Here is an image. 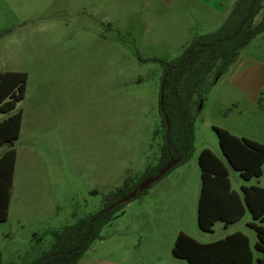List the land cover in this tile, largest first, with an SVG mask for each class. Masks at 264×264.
<instances>
[{
    "label": "rangeland",
    "instance_id": "obj_1",
    "mask_svg": "<svg viewBox=\"0 0 264 264\" xmlns=\"http://www.w3.org/2000/svg\"><path fill=\"white\" fill-rule=\"evenodd\" d=\"M188 16L190 37L210 31L196 11ZM187 41L158 0H0V70L29 74L13 110L24 118L9 217L0 221L3 264L33 262L50 249L51 231L96 213L127 176L139 180L158 160L162 60L180 56ZM212 81L196 116L192 158L130 201L78 264H189L172 251L180 229L202 242L242 230L261 256L249 209L240 221L205 231L198 206L205 147L227 162L237 190L264 187V171L247 180L228 163L215 129L264 141V31Z\"/></svg>",
    "mask_w": 264,
    "mask_h": 264
},
{
    "label": "trees",
    "instance_id": "obj_2",
    "mask_svg": "<svg viewBox=\"0 0 264 264\" xmlns=\"http://www.w3.org/2000/svg\"><path fill=\"white\" fill-rule=\"evenodd\" d=\"M263 31L264 0H236L219 28L194 35L180 56L162 60L160 108L164 132L158 160L146 165L139 180L127 176L123 184L105 197L104 207L96 213L78 217L74 223L51 231L50 249L30 264H78L102 237L103 228L124 212L134 198L116 203L119 199L137 188L145 178L157 175L171 160L181 158L166 174L188 162L195 151L196 116L203 107L205 91L214 82L212 75L226 72L240 51ZM28 78L26 71L0 70V113L8 114L0 119V148L6 146L0 153V221L9 217L17 162L15 143L20 137L23 119L22 110H13L25 98ZM215 129L228 163L239 170L244 179L262 176L264 143L238 136L223 127L215 126ZM199 163L202 171L198 206L200 227L213 231L217 221H223L227 227L241 220L249 209L253 220L248 225L257 233L255 248L261 256L255 259L249 236L243 231L211 242L199 241L180 231L173 247L174 255L187 259L190 264H264V187L242 185V193L233 189L227 162L208 147L201 150ZM148 189L139 191L135 198L146 194ZM0 264H3L1 250Z\"/></svg>",
    "mask_w": 264,
    "mask_h": 264
},
{
    "label": "crops",
    "instance_id": "obj_3",
    "mask_svg": "<svg viewBox=\"0 0 264 264\" xmlns=\"http://www.w3.org/2000/svg\"><path fill=\"white\" fill-rule=\"evenodd\" d=\"M235 1L236 0H158V2L161 5H163L165 7V9L168 11V20H169V24H170L171 29L174 30V32H177V33L179 32V30H181L182 33L185 35V38H187V40H188L187 41L188 42L187 44H189V42L192 40V37H190V36H192L191 33H190V31H188L187 30L188 28L185 27L187 25V23L190 21V17L188 15H189V13H190L191 10H192V12L196 11L197 12V15H198L197 17L198 18H201L202 22H204V24H206V26L209 28L207 30H210V31H207L206 32V33H208V32H211V31L216 30L217 28H219L222 25V23L224 22V20L226 19V17L231 12L232 7H233ZM232 65L229 67V69L232 67ZM4 117H6V115H4L2 117V119ZM23 118H24V113H23ZM22 127H23V119H22V126H21L20 137L22 135ZM231 132L234 133L233 131H231ZM234 134H236V133H234ZM236 135H238V134H236ZM238 136L248 137V138L254 139V140L258 141V142L264 143V141L261 140V139H259L258 137H251V136H247V135H244V134L238 135ZM15 148L17 150V160H18V148L16 146H15ZM208 148H210V147H208ZM212 150L218 155V153L214 149H212ZM16 164H17V162H16ZM231 182H232V179H231ZM246 186H248V185H246ZM232 187H233V189L237 190L234 187L233 182H232ZM237 191L239 193H242V190L241 191L237 190ZM232 224H234V223H232ZM180 231L187 232L186 230H183V229H180L179 231H176L175 237H174V241H173L174 244H175L177 235L179 234ZM236 231H242V230H234V231H231L228 234H231V233L236 232ZM187 233H189V232H187ZM189 234L192 235L193 237H195L196 239H198L199 241L201 240L196 235L191 234V233H189ZM249 239H250L251 248H252L253 253H254V257H255V259H257L260 256L255 253V251H254V249L252 247V239H251L250 236H249ZM215 240H217V239H215ZM215 240H209V241H203V242H211V241H215ZM256 242L257 241L254 242V246H256ZM173 247H174V245H172V251H173ZM170 263L171 264H178L176 262V260H172V261H170ZM100 264H132V263H128L126 261H110V260H104L102 262L100 261Z\"/></svg>",
    "mask_w": 264,
    "mask_h": 264
},
{
    "label": "water",
    "instance_id": "obj_4",
    "mask_svg": "<svg viewBox=\"0 0 264 264\" xmlns=\"http://www.w3.org/2000/svg\"><path fill=\"white\" fill-rule=\"evenodd\" d=\"M181 158H175L171 160L168 164H166L155 176H149L142 180L137 188H135L132 192L129 194L123 196L121 199H119L116 203H122L127 202L135 198L139 191H143L145 189H148L152 184H154L156 181H158L161 177H163L167 172H169L174 166H176L180 162ZM112 207V206H110Z\"/></svg>",
    "mask_w": 264,
    "mask_h": 264
}]
</instances>
